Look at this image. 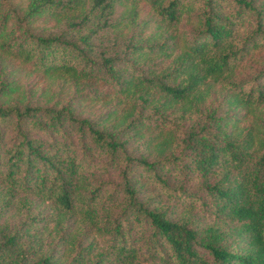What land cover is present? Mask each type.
Instances as JSON below:
<instances>
[{
    "label": "trees",
    "instance_id": "obj_1",
    "mask_svg": "<svg viewBox=\"0 0 264 264\" xmlns=\"http://www.w3.org/2000/svg\"><path fill=\"white\" fill-rule=\"evenodd\" d=\"M0 264H264V0H0Z\"/></svg>",
    "mask_w": 264,
    "mask_h": 264
},
{
    "label": "rangeland",
    "instance_id": "obj_2",
    "mask_svg": "<svg viewBox=\"0 0 264 264\" xmlns=\"http://www.w3.org/2000/svg\"><path fill=\"white\" fill-rule=\"evenodd\" d=\"M28 0H13L14 4L17 5H24L27 3ZM186 20L184 17H182L181 22L179 23L180 27H185L186 26ZM35 26L38 28H43L47 30H51L55 26V22L52 19H47L42 18L40 21L35 23ZM260 49L254 50V53L252 56H249L247 58V61L243 62L241 64L242 69H245L248 67L249 64L251 65H256L257 62H259V55L261 54ZM15 68H17L16 76L21 80V83L23 85L22 89L24 91H36L37 93L42 94V96L46 99H52L53 100H58L59 102H64L67 100V98L71 94V90H68V87L64 84L61 85V81H56L53 80L52 78H46L42 77L39 73L34 72L31 73L30 69L26 66H20L16 64L14 65ZM99 88L102 87L98 84ZM220 99V94L216 93V96L214 95L212 98H209V102H214V105L218 102ZM210 106V105H209ZM85 107V108H84ZM212 107V106H211ZM99 110V104L98 103H92L86 106H83V114L87 116H91L94 113H96ZM238 111V110H235ZM234 111H232L233 113ZM244 122V121H243ZM242 124V123H241ZM202 125V121L199 116L196 118L188 119L186 121H183L180 125L179 128L177 129V132L180 136L179 138L184 137L187 133L191 131L193 128H198ZM179 153H176L175 155H178ZM198 175V174H195ZM181 182H184V184L190 186L191 190L197 193L199 196L205 197L206 201H212L216 198V194L214 192H204L201 190H196L195 188L197 187L196 184L200 181L198 177H190L188 174L183 175L180 178ZM173 201V198H171ZM188 203L186 204H195L193 207H187L189 210H184V212H189V214H197L198 216H203L205 219V222L210 223L213 222V215L210 214L207 211L202 210L201 204L202 200H196L195 202L191 203L187 201Z\"/></svg>",
    "mask_w": 264,
    "mask_h": 264
}]
</instances>
